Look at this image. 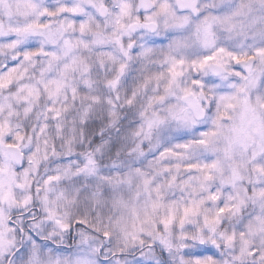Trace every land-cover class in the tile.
Instances as JSON below:
<instances>
[{"label":"clouds","instance_id":"obj_1","mask_svg":"<svg viewBox=\"0 0 264 264\" xmlns=\"http://www.w3.org/2000/svg\"><path fill=\"white\" fill-rule=\"evenodd\" d=\"M0 264H264V0H0Z\"/></svg>","mask_w":264,"mask_h":264},{"label":"snow or ice","instance_id":"obj_2","mask_svg":"<svg viewBox=\"0 0 264 264\" xmlns=\"http://www.w3.org/2000/svg\"><path fill=\"white\" fill-rule=\"evenodd\" d=\"M74 11V10H73ZM207 59H211V57H209V58H207ZM232 59L234 60V61H236L237 63H239V62H242L244 59H245V57H243V56H235V55H233L232 56ZM221 211H223V210H221Z\"/></svg>","mask_w":264,"mask_h":264}]
</instances>
